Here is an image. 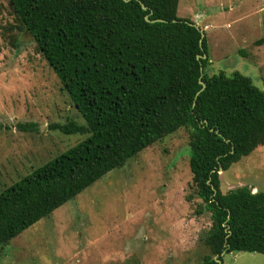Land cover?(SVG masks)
<instances>
[{
    "label": "trees",
    "instance_id": "trees-1",
    "mask_svg": "<svg viewBox=\"0 0 264 264\" xmlns=\"http://www.w3.org/2000/svg\"><path fill=\"white\" fill-rule=\"evenodd\" d=\"M7 2L15 29L31 36L84 122L50 129L87 138L0 192V247L184 128L195 214L211 220L199 264L264 255V192L220 191V173L264 148V92L238 72L204 76L205 39L200 46V29L176 16L178 0Z\"/></svg>",
    "mask_w": 264,
    "mask_h": 264
},
{
    "label": "rangeland",
    "instance_id": "rangeland-1",
    "mask_svg": "<svg viewBox=\"0 0 264 264\" xmlns=\"http://www.w3.org/2000/svg\"><path fill=\"white\" fill-rule=\"evenodd\" d=\"M264 0H178L177 17L205 39V77L238 72L264 92ZM0 0V192L87 138L51 124H84L31 36L15 29ZM204 25H208L203 30ZM18 124H31L20 131ZM188 131L179 129L107 173L0 247V264H199L210 229L189 171ZM264 192V148L220 173V191ZM222 264H264L229 253Z\"/></svg>",
    "mask_w": 264,
    "mask_h": 264
},
{
    "label": "water",
    "instance_id": "water-1",
    "mask_svg": "<svg viewBox=\"0 0 264 264\" xmlns=\"http://www.w3.org/2000/svg\"><path fill=\"white\" fill-rule=\"evenodd\" d=\"M125 2H127L128 0H124ZM142 9L143 10H145V7L144 6H142ZM145 21L146 22H150L149 20H148V18L147 17H145ZM151 22H161V20H155V21H151ZM195 26V25H194ZM196 27V26H195ZM203 33L201 34V40H200V42H199V44H200V46H201V43H202V39H203ZM206 58V55H198L197 56V59L198 60H203V59H205ZM200 71L202 72V69H200ZM200 84H201V91L204 89V87H205V85H204V83L202 82V81H200ZM253 193H255V192H253ZM223 255V254H222ZM218 262V264L220 263L219 261H217Z\"/></svg>",
    "mask_w": 264,
    "mask_h": 264
},
{
    "label": "crops",
    "instance_id": "crops-1",
    "mask_svg": "<svg viewBox=\"0 0 264 264\" xmlns=\"http://www.w3.org/2000/svg\"><path fill=\"white\" fill-rule=\"evenodd\" d=\"M263 9H264V7H263ZM181 18V17H180ZM183 18V17H182ZM186 19V18H185ZM208 27V25H204V27H203V30L205 29V28H207ZM255 192H257V190H255Z\"/></svg>",
    "mask_w": 264,
    "mask_h": 264
}]
</instances>
